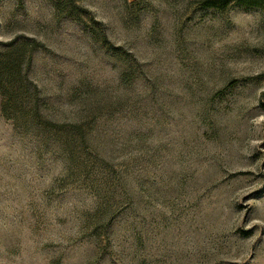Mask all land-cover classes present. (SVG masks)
Segmentation results:
<instances>
[{
    "label": "rangeland",
    "instance_id": "obj_1",
    "mask_svg": "<svg viewBox=\"0 0 264 264\" xmlns=\"http://www.w3.org/2000/svg\"><path fill=\"white\" fill-rule=\"evenodd\" d=\"M196 1L0 0V264H264V11Z\"/></svg>",
    "mask_w": 264,
    "mask_h": 264
},
{
    "label": "trees",
    "instance_id": "obj_2",
    "mask_svg": "<svg viewBox=\"0 0 264 264\" xmlns=\"http://www.w3.org/2000/svg\"><path fill=\"white\" fill-rule=\"evenodd\" d=\"M196 3L200 7L206 10H226L230 6H240V7H246V8H257V9H261L264 11V0H197ZM128 4L131 5L133 4V2L130 1V3ZM13 44L14 42L12 41V42L7 43L6 46L10 47L9 49L13 51H18L19 47ZM27 45H30L31 50L34 51L35 49H37L39 44L35 40H30L29 43L25 44V46ZM108 47L106 49H112L113 51L117 50L116 48L111 46V44H109ZM57 127H69L70 130L79 129V125H66V126L58 125Z\"/></svg>",
    "mask_w": 264,
    "mask_h": 264
},
{
    "label": "crops",
    "instance_id": "obj_3",
    "mask_svg": "<svg viewBox=\"0 0 264 264\" xmlns=\"http://www.w3.org/2000/svg\"><path fill=\"white\" fill-rule=\"evenodd\" d=\"M128 1H133V0H128Z\"/></svg>",
    "mask_w": 264,
    "mask_h": 264
}]
</instances>
